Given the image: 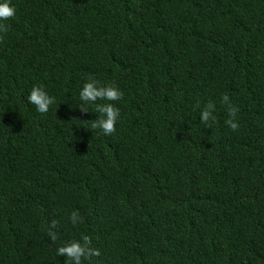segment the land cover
I'll use <instances>...</instances> for the list:
<instances>
[{"label":"trees","instance_id":"16d2710c","mask_svg":"<svg viewBox=\"0 0 264 264\" xmlns=\"http://www.w3.org/2000/svg\"><path fill=\"white\" fill-rule=\"evenodd\" d=\"M12 3L0 264H64L57 247L81 234L101 253L92 264H264V0ZM85 76L124 93L111 136L76 109ZM34 85L56 97L47 114L26 102ZM208 102L210 128L196 108Z\"/></svg>","mask_w":264,"mask_h":264},{"label":"clouds","instance_id":"9594fccd","mask_svg":"<svg viewBox=\"0 0 264 264\" xmlns=\"http://www.w3.org/2000/svg\"><path fill=\"white\" fill-rule=\"evenodd\" d=\"M16 8L12 0H0V39L9 32L10 21L16 16ZM124 93L114 82L101 83L100 80L91 76L84 77V83L79 90L80 105L78 108L82 115L89 113L97 114L98 118L91 121V128L99 130L104 136H111L117 130V125L121 119V111L117 103L122 101ZM222 102L227 106V119L225 125L232 131L239 128L237 113L238 107L234 106L227 95L222 96ZM26 102L35 108L40 114H47L50 108L56 104V97L50 95L48 91L40 85H34L26 96ZM94 107V112L90 108ZM199 109L200 123L210 128L211 122L216 117V105L214 102H208L201 106L197 103ZM68 223L73 227L82 223V217L77 211H73L68 217ZM57 222L51 221L47 231L49 238L55 243L57 233ZM92 238L89 235L81 234L79 239H70L63 241L61 246L57 247L56 255L64 257V264H92L93 257L101 255L99 249L92 246Z\"/></svg>","mask_w":264,"mask_h":264}]
</instances>
